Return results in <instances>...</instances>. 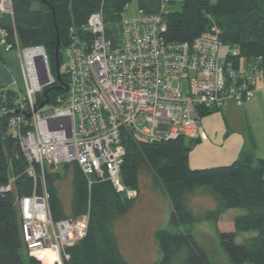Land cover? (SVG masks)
<instances>
[{"label":"built area","instance_id":"built-area-1","mask_svg":"<svg viewBox=\"0 0 264 264\" xmlns=\"http://www.w3.org/2000/svg\"><path fill=\"white\" fill-rule=\"evenodd\" d=\"M167 12V0H161L157 13L122 19L113 38L107 36L101 12L84 26L70 28L63 50L65 95L53 103L44 95L48 103L42 108L36 95L56 83L44 48L14 49L0 28V42L21 58L23 86L13 80L0 88V116L10 112L7 133L26 157L27 175L37 181L38 168L42 185L41 196L33 193L18 201L28 255L43 262L49 249L60 253L50 264L60 263L68 258L64 249L86 231V219L80 220L82 225L71 219L52 221L44 186L47 169L76 163L89 182L107 179L118 192L133 197L120 183L123 133L148 142L206 140L199 131L201 111L242 104L264 90L259 59H240L235 65L231 58L239 56V49L225 47L216 27L190 43L167 42ZM3 15L12 17L11 0H0ZM11 92L15 96L9 101ZM8 102L12 109L5 110ZM11 190V183L0 188L2 193Z\"/></svg>","mask_w":264,"mask_h":264},{"label":"trees","instance_id":"trees-1","mask_svg":"<svg viewBox=\"0 0 264 264\" xmlns=\"http://www.w3.org/2000/svg\"><path fill=\"white\" fill-rule=\"evenodd\" d=\"M132 0H11L13 15L0 16V28L7 32L6 42L15 49L43 47L51 75L56 83L36 95V104L44 95L53 103L65 95L67 78L62 71L63 50L70 28L84 26L89 17L101 12L107 36L114 37L122 13ZM180 9L165 15L167 42H191L216 27L225 47H238L239 56L259 59L264 71V0H179ZM161 3V0H160ZM146 12L145 10H149ZM157 0H142L139 12L157 13ZM57 36L59 50L56 53ZM230 59V57H228ZM56 63L60 80L56 79ZM11 93H9L10 96ZM10 101V98H9ZM11 106V102H8ZM214 111H201L200 116ZM10 112L0 116V188L11 183L10 192H0V264H44L28 255L22 239L18 201L33 193L42 195L37 181L26 173L28 162L17 139L7 133ZM185 139L148 142L123 133L125 156L120 168V183L137 194L140 177L150 174L171 205L168 226L157 229L154 238L161 252L155 264H211L206 250L190 233L181 232L197 221L217 224L229 210H240L233 217V230L218 231L219 244L231 264H264V161L252 155L226 166L191 169ZM196 142V141H195ZM194 143L193 141L190 142ZM59 167V166H58ZM71 175L72 195L66 208L59 192L60 174L51 167L45 171L44 186L53 222L86 219L82 239L64 249L60 263L53 264H131L122 256L115 235V223L130 210L133 200L126 198L107 179L91 182L76 163L64 164ZM53 169V170H51ZM203 190L214 200V209L194 216L187 204L188 195ZM175 230H179L175 232ZM251 234L238 240L240 235Z\"/></svg>","mask_w":264,"mask_h":264},{"label":"rangeland","instance_id":"rangeland-1","mask_svg":"<svg viewBox=\"0 0 264 264\" xmlns=\"http://www.w3.org/2000/svg\"><path fill=\"white\" fill-rule=\"evenodd\" d=\"M140 1L142 0H132L124 9L122 13L124 20L133 19L138 15ZM172 1L174 3L170 4V10H179V0ZM158 5L160 0H157ZM147 9L149 10H145L146 12L151 11V8ZM62 71L64 72V64ZM18 86L23 87L22 81ZM182 87L185 89L186 82L182 81ZM11 95L7 98H14L15 93ZM263 96L262 93H256L249 103L246 102L241 107L226 108L200 116L199 131L207 134L211 145H208L210 147L206 149L205 141H196L191 144L190 140L185 139V144L191 145L188 153L189 167L204 169L226 166L244 155H252L254 158L260 154L264 155V105L260 103ZM8 104L4 105L5 110L12 109V105L9 107ZM245 123H249L250 129L245 128ZM53 169L61 175L58 187L61 199L67 208L72 195L70 172L66 173L60 166ZM120 193L133 200V204L128 213L117 220L114 226L119 250L125 260L131 264H155L161 259V252L155 241L154 232L168 226L171 205L149 173L140 177L139 190L133 197H129L123 190ZM187 204L197 217L214 209L215 206L213 198L203 190L188 195ZM239 213L241 212L237 209L229 210L223 214L217 224L212 221H197L184 226L180 231L190 233L194 237L196 242L206 250L211 264H231L219 244L218 231L233 230V217ZM77 223L82 225L80 220ZM178 231L175 230V232ZM249 236L253 235H240L238 240ZM59 258L60 253L59 256L55 254L54 260ZM52 261H49L47 256L41 262L50 264Z\"/></svg>","mask_w":264,"mask_h":264},{"label":"crops","instance_id":"crops-1","mask_svg":"<svg viewBox=\"0 0 264 264\" xmlns=\"http://www.w3.org/2000/svg\"><path fill=\"white\" fill-rule=\"evenodd\" d=\"M13 80L17 83V85H19L22 81L21 58L18 56V54L15 51L7 50L5 48V46L0 42V87L10 84ZM257 93H262L264 95V90L259 91ZM253 98H254V96H253ZM251 100H249V101H251ZM249 101H247V103H249ZM244 103H246V102H243L242 104H235L233 102H230L226 107H223L220 110H223L226 108L232 109L234 107H241ZM260 103L264 105V96L261 98ZM220 110H217V111H220ZM244 126L247 129H250V127H251L249 125V123H245ZM200 132L205 134L206 140H199V141L200 142L205 141V143H206V144H204L205 148L208 149V147H210L208 145H211L208 141V136L205 132H203L201 130H200ZM257 158L262 159L264 161V155L260 154Z\"/></svg>","mask_w":264,"mask_h":264},{"label":"water","instance_id":"water-1","mask_svg":"<svg viewBox=\"0 0 264 264\" xmlns=\"http://www.w3.org/2000/svg\"><path fill=\"white\" fill-rule=\"evenodd\" d=\"M58 50H59V37L57 36V43H56V53H58ZM60 71H59V66L58 64L56 63V79L57 80H60ZM48 103V100H46L45 102H42L38 108H42L45 104ZM27 117H30V115H27Z\"/></svg>","mask_w":264,"mask_h":264},{"label":"bare ground","instance_id":"bare-ground-1","mask_svg":"<svg viewBox=\"0 0 264 264\" xmlns=\"http://www.w3.org/2000/svg\"><path fill=\"white\" fill-rule=\"evenodd\" d=\"M37 201H34V204H37ZM33 213H39V212H33ZM44 254L48 256V260L52 261L55 258V254L52 252V250L50 251L49 249H47L46 251H44Z\"/></svg>","mask_w":264,"mask_h":264}]
</instances>
